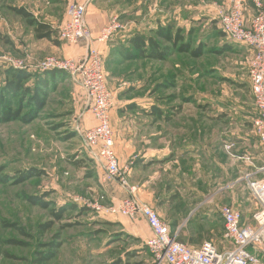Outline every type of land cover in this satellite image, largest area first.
<instances>
[{
    "label": "rangeland",
    "instance_id": "374dc122",
    "mask_svg": "<svg viewBox=\"0 0 264 264\" xmlns=\"http://www.w3.org/2000/svg\"><path fill=\"white\" fill-rule=\"evenodd\" d=\"M179 1L181 6L189 3ZM67 4L68 0H0V35L4 37L0 38V86L7 79L5 72L12 69L6 59L33 66L49 57L61 58L50 53L51 45L58 43L56 34L53 41L37 39L29 21L11 8L26 10L37 22L56 31L66 22ZM189 13L184 10L181 14L186 17ZM114 17L135 24L132 20L138 18L135 15L129 19L120 11ZM148 20L149 17L140 31L134 29L135 32L123 35L122 41L113 38L107 43L105 54L101 51L108 87L115 97L111 120L116 140L127 125L143 127L147 134L157 129L163 133L164 127L172 126V140L178 141V151L194 149L186 141L198 142L199 147L194 144L196 150L216 151L218 160L226 162L227 173L223 178L202 181L200 187L210 193L225 189L226 202L222 206L245 207V220L251 223L259 208L252 185L264 179L244 177L238 191L231 194L228 186L236 185L240 174L230 162L233 147H224L226 141L234 138L232 133L242 138L251 131L257 116L249 88L250 52L227 40L217 27L218 20L207 23L205 19L187 26L175 22L186 38H191L193 49L203 47L200 58L173 53L165 62L124 59L119 51H125L128 37L135 33L148 35L154 28L153 21ZM33 85L34 79H30L25 86ZM15 103L17 107L18 99ZM87 110L82 89L67 76L48 91L47 105L32 123L0 124V264H33L39 253L48 251L45 246L54 242L55 235H59L56 243H60V248L50 264H153L141 217L111 216L91 208L95 203L112 205L118 197L115 187L104 181V170L95 155L85 147L84 133L90 126ZM27 112L26 107L24 113ZM130 163L121 164L122 172ZM30 169L42 174L23 183L15 182L16 176ZM184 185L179 184V188ZM44 194H49V210L25 200ZM75 199L83 202L76 203ZM61 207L67 208L62 221L51 231L43 232L40 227L52 221V209ZM175 210L165 205L163 217L167 218H162L173 231L179 229L181 242L198 246L213 241L220 249L228 246L222 236L221 218L207 227L199 222L203 214L189 218L186 205ZM14 240L22 245L10 244ZM8 255L15 258L9 259Z\"/></svg>",
    "mask_w": 264,
    "mask_h": 264
},
{
    "label": "built area",
    "instance_id": "2783aa9c",
    "mask_svg": "<svg viewBox=\"0 0 264 264\" xmlns=\"http://www.w3.org/2000/svg\"><path fill=\"white\" fill-rule=\"evenodd\" d=\"M253 2L256 12L248 19L246 0H223L217 8L216 20L227 40L248 47L251 52L248 71L257 113L254 130L264 149V0ZM128 28L127 23L112 17L94 38L87 24V4L68 0L66 22L55 31L56 38L70 45L85 42L86 53L83 56L49 57L33 66H27L20 60L6 59L14 70L60 71L76 81L85 95L87 111L94 120V125L84 133L85 147L100 162L104 181H117L125 188H130V185L126 172H122L119 164L111 123L115 97L108 87L100 48ZM252 187L259 208L253 213L251 223L245 222L242 212L234 207L222 206L219 210L223 222L222 236L228 244L222 249L213 241H205L198 247L181 243L179 233L172 234L170 226L159 214L135 197L121 199L109 206L95 203L91 208L111 216L142 217L151 231L146 246L153 264H264V180ZM131 191L134 192V189ZM75 202L83 201L75 199Z\"/></svg>",
    "mask_w": 264,
    "mask_h": 264
},
{
    "label": "crops",
    "instance_id": "0c3cea01",
    "mask_svg": "<svg viewBox=\"0 0 264 264\" xmlns=\"http://www.w3.org/2000/svg\"><path fill=\"white\" fill-rule=\"evenodd\" d=\"M79 1L87 4V24L94 38L98 37L109 19L114 17L119 11L129 19L132 16H138L136 20L131 18L134 19L132 21L136 22V24L128 20V30L124 34H116L114 40H121L123 35L135 32V30L140 31L147 17H149L148 21H153V27L159 23L165 24L171 21L184 22L186 26L205 19L207 23L212 20L215 21L217 8L223 3V0L222 3H220V0H190L194 3L186 0L189 3L182 4L181 6L179 3L182 2L179 0ZM246 4L247 18L251 19L256 12L255 5L253 0H246ZM147 5H149V9ZM184 10L190 11L186 17L181 14ZM217 27L219 28L218 24ZM57 41L58 43H52L50 53L61 58H78L86 53L85 42L70 45L59 40ZM106 46L107 44L100 48V51L102 53L104 51V54L105 50H107ZM241 46L250 52L248 47ZM248 77L251 92L249 71ZM114 110L115 107L112 110V116ZM88 117L89 127H91L94 125V120L91 114ZM255 119L256 117L252 121V130L246 131V134L242 138L232 133L234 138L224 143L225 148L228 146L233 147L231 151L234 153V156L230 162L240 174V177L235 182L236 185L230 184L228 186L231 194L238 191L237 189L240 188V182L244 177L255 175L257 180L264 179V149L255 134ZM171 127L169 126V129L164 127L166 128L162 131L164 134L157 127H155L157 129L155 133L147 134V129L143 127L136 128L127 125L123 132L119 133L118 140H116V135L113 131L115 150L120 166L122 163L131 162V166L125 169L127 170L125 172L130 188L121 186L117 181L110 182V185L115 187L118 201L127 197H135L140 203L154 209L162 220L163 218L164 220L167 218L163 217L165 205H169L171 211L175 209L177 211L178 206L186 205V208L190 210L189 218L203 214L199 222L204 223L208 227L215 221L219 222L221 218V216L219 217V210L223 203L226 202V191L223 188H218L212 193L210 191L206 192L202 190L200 184L211 177L223 178L227 173L226 162L218 160V153L216 151H209L203 148L196 150V146L199 147V143L196 141H186V144L191 145L195 150L178 151V141L176 139L172 140L174 135L172 134ZM253 134L256 138H254ZM200 144L203 143L201 142ZM95 160L97 161L96 157ZM97 162L99 163V167H101V171H103L100 162ZM182 183L185 185L179 188V184ZM131 189H134V192ZM235 209L242 212L245 220V214H248L245 207H241L238 204V207ZM140 222L143 233L146 238H149L151 231L146 221L141 217ZM245 222L249 223L246 220ZM221 223L223 226L222 218Z\"/></svg>",
    "mask_w": 264,
    "mask_h": 264
},
{
    "label": "trees",
    "instance_id": "16d2710c",
    "mask_svg": "<svg viewBox=\"0 0 264 264\" xmlns=\"http://www.w3.org/2000/svg\"><path fill=\"white\" fill-rule=\"evenodd\" d=\"M11 10L29 21L31 26L34 27L37 39L48 41L55 40L56 32L53 31L49 25L37 22L33 19V15L24 9L11 8ZM220 33L224 35L222 31H220ZM0 38L3 39L4 37L0 35ZM126 44L127 47L125 51L124 49L119 51V54L126 60L140 58L165 62L173 53L190 54L194 58H200L204 54L202 46L193 49L191 38L189 36L186 38L185 32L173 21L165 24L159 23L157 27L149 30L148 35L143 33H135L132 36L130 35ZM5 73L7 79L5 80L4 85L0 86V124L14 121H20L25 124L32 123L46 107L48 91L54 90L58 82L65 80L68 76L66 73L60 71H46L31 74L23 70H14L11 68ZM30 79H34V85L32 88L25 86ZM17 99L18 105L15 107V101ZM26 107L28 108V112L24 113ZM154 112L160 114L157 109H154ZM75 164L79 165V162H76ZM41 174L40 171L30 169L26 172H22L19 176H16L14 180L15 182L23 183L31 178L39 177ZM3 179H5V176L1 177L2 181ZM48 197L49 194H44L42 196L35 195L28 196L25 200L32 206H38L44 210H49L51 203L50 201H46ZM66 209L67 208L65 207H61L57 210L52 209V221L41 226L40 229L43 232L51 231L57 222L62 221ZM178 231L179 229L176 231L171 229L172 234ZM179 237L178 234V240ZM54 239V242L45 246L48 251L39 253L33 264H50V262L54 260L57 255V250L60 248V243H56L59 239V235H55ZM10 244L14 246L22 245L20 241L16 240L11 241ZM8 256L9 259L15 258L12 255Z\"/></svg>",
    "mask_w": 264,
    "mask_h": 264
},
{
    "label": "bare ground",
    "instance_id": "6f19581e",
    "mask_svg": "<svg viewBox=\"0 0 264 264\" xmlns=\"http://www.w3.org/2000/svg\"><path fill=\"white\" fill-rule=\"evenodd\" d=\"M114 42V41H113Z\"/></svg>",
    "mask_w": 264,
    "mask_h": 264
}]
</instances>
